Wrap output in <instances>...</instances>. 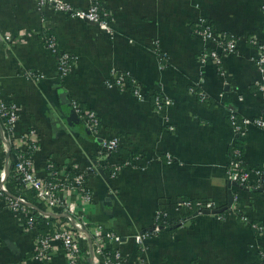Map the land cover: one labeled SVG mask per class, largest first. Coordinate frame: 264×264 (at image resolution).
I'll return each instance as SVG.
<instances>
[{"label": "crops", "instance_id": "crops-1", "mask_svg": "<svg viewBox=\"0 0 264 264\" xmlns=\"http://www.w3.org/2000/svg\"><path fill=\"white\" fill-rule=\"evenodd\" d=\"M63 1L84 11L90 6L89 0ZM102 1L106 27L37 0H0V100L14 104L19 115L11 143L23 146L22 137L36 130L40 147L33 161L41 178L48 162L60 171L84 172L93 159L101 160L104 174L87 181L93 202L82 205L78 216L93 229L121 236L120 250L130 263L138 254L134 236L153 226L160 208L178 221L183 211L174 203L181 199L214 202L223 218L204 213L184 229L160 232L146 243L145 264L264 263V237L225 209L232 200L226 178L231 148L242 145L248 167L264 164V127L247 124L238 134L230 121L232 112L264 121V73L258 49L248 43L254 38L264 44V0ZM201 20L217 34L239 39L238 53L223 56L220 65L209 58L202 63L200 53L212 45L194 33ZM46 36L74 58L63 79ZM115 73L136 80L145 100L109 88ZM193 86L208 101L193 94ZM155 94L171 105L159 110ZM71 100L119 138L118 152L107 159L97 155L98 141L65 109L63 102ZM11 150L0 144V169L14 160ZM128 161L110 177L108 171ZM66 196L79 203L77 192ZM254 196L241 192L239 210L264 226V190ZM25 224L26 215L11 210L0 194V264H67L59 245L49 262L35 259L37 234ZM80 244L91 252L88 238Z\"/></svg>", "mask_w": 264, "mask_h": 264}, {"label": "built area", "instance_id": "built-area-1", "mask_svg": "<svg viewBox=\"0 0 264 264\" xmlns=\"http://www.w3.org/2000/svg\"><path fill=\"white\" fill-rule=\"evenodd\" d=\"M40 6H50L55 11L65 13L72 18L82 19L93 22L103 27L108 24L109 15L102 9L100 0H89L90 6L88 10H80L63 0H37ZM195 35L212 45L211 48L204 49L199 58L202 63L212 59L219 65L221 58L225 55L236 54L239 51V39L228 37L227 35L217 34L212 26L206 21L201 20ZM10 41L11 38L7 37ZM46 44L57 56L59 64V77L63 79L73 69L74 58L67 53H60L57 48L56 41L52 36H46ZM252 46L258 49L257 64L264 73V44L254 38L248 40ZM36 76L39 79L40 76ZM33 75L31 77H34ZM106 85L109 88H117L122 91H129L136 99L145 100V95L141 85L131 78L128 74L115 73L110 76ZM262 82L259 84L260 90L264 89ZM193 94L197 95L194 90ZM203 101H208L207 94L202 90L200 93ZM155 106L160 110L163 106H170L171 100L164 98L159 94L154 95ZM1 101V100H0ZM71 110L80 119L84 127L87 129L91 137L95 138L99 144L97 155L102 159H107L120 148V140L116 136L108 135L101 126V121L96 114L78 102L71 100L69 102ZM19 120L17 108L12 103H2L0 106V144L5 147H14L20 153L14 156V171L20 183L14 182L9 184L8 175L11 163L5 168L0 169V194L4 197L8 206L13 211H21L26 215V230L33 231L37 234L35 243L34 258L49 262L53 256V249L59 245L67 256V264H145L143 260L145 247L149 239L158 236L164 230L171 228L184 229L188 227L196 216L209 213L215 217L223 218L221 208L214 202L210 201H192L181 199L175 201L177 209L183 211V216L175 221V225H171L169 213L165 209L160 208L155 215L153 226L134 236V242L138 247L136 261L130 263L124 258L120 250L123 238L114 232L104 231L100 227L91 228L78 216V209L82 205H88L93 202V194L87 186L84 172H73V177L67 174L68 171H60L53 173L54 164H47V175L41 178L35 171L33 156L37 152L40 145L39 136L36 130H30L23 137L21 147H15L11 143L12 129ZM230 121L236 131L241 132V128L247 124H254L260 128L264 127V121L261 119L251 120L249 118L239 117L235 112L230 114ZM31 152V155L29 154ZM243 152L240 148L233 149L228 156L227 164V181L229 184V192L231 202L226 206V210L238 214L242 223L250 225L257 233L259 238L264 237V226L260 223H254L250 218L240 212V193L248 194L250 199L258 191L264 190V164L260 167H248L244 163ZM100 159H93L88 170L94 175L104 174L99 165ZM9 163V162H8ZM131 164L130 161L115 166L108 171L110 177L114 178L118 175L123 165ZM55 176L54 181L47 178ZM28 191L35 192L36 204L33 205L36 210L44 217L54 219L52 223L44 221L37 223L33 214L26 209L25 205H29L24 194ZM71 192H77L79 203L71 200L68 196ZM252 202V201H250ZM44 227V235H40L38 229ZM83 238H88L91 245V252L83 250L80 242ZM91 256V257H90ZM91 258L92 262L87 260ZM264 264V263H261Z\"/></svg>", "mask_w": 264, "mask_h": 264}, {"label": "trees", "instance_id": "trees-1", "mask_svg": "<svg viewBox=\"0 0 264 264\" xmlns=\"http://www.w3.org/2000/svg\"><path fill=\"white\" fill-rule=\"evenodd\" d=\"M102 2H103V1L100 0V3H101V4H102ZM197 28H198V27L195 26L194 31H195ZM227 36L230 37L229 35H227ZM248 43L251 44L249 41H248ZM160 56H161V55H160ZM192 89L194 90L195 93H197L198 98H199V99H202V95L200 94V93L202 92V89H201L199 86H193ZM0 106H1V101H0ZM241 146H242V145L237 144V145H235V148H240V149L242 150V152H243V149L241 148ZM11 149H12V150H11L12 152H15V153H14L15 155H18V154L20 153V151H19L18 149H15L14 147H12ZM119 149H120V148H119ZM119 149H118V150H119ZM232 149H233V147L231 148V150H230L229 153H231ZM29 154L31 155V152H29ZM14 166H15V162L12 161V163H11V167H10V171H9V175H8V182H9V184H13L14 182L20 183L19 180H18V177H17L16 174H15ZM58 169H59V168H58V165H54L53 173H56V171H57ZM101 169H104V168H101ZM67 174H68L69 176L73 177V172H72V171H68ZM92 175H94V173H93L92 171H90V170L86 171V173H85V177H84L85 181L87 182L88 179H89ZM54 178H55V176H52V177H48L47 179H48L49 181H54ZM24 196H25L26 200H27L28 203H29V205H25V206H26V209H27L28 211H30V212L33 214V216H34V217L36 218V220H37V223H42V222H44V221H48L49 223H52V222L54 221V219H52L51 217L49 218V217H44V216H42V215L40 214V212H39L38 210H36L35 207H33V205L36 204V198H35V192H34V191H28L27 193L24 194ZM190 201H192L193 203H195L194 200H190ZM221 214H223V213H221ZM253 222H254V223H258V222H255V221H253ZM171 225H172V226L175 225V221H171ZM38 231H39L40 235H44V234H46V233H45V232H46L45 230L38 229ZM253 231H254L255 233L258 232V231L256 232L255 230H253Z\"/></svg>", "mask_w": 264, "mask_h": 264}, {"label": "water", "instance_id": "water-1", "mask_svg": "<svg viewBox=\"0 0 264 264\" xmlns=\"http://www.w3.org/2000/svg\"><path fill=\"white\" fill-rule=\"evenodd\" d=\"M62 97L65 99L66 98V93L62 92ZM65 104V109L68 112H71V108L70 105H68L66 102H63ZM75 115V114H74ZM75 117L77 118L78 122L80 123V119L75 115ZM99 142V141H98ZM102 173V172H101Z\"/></svg>", "mask_w": 264, "mask_h": 264}]
</instances>
